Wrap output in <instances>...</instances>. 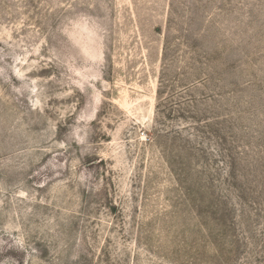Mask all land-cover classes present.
Listing matches in <instances>:
<instances>
[{"label": "rangeland", "instance_id": "1", "mask_svg": "<svg viewBox=\"0 0 264 264\" xmlns=\"http://www.w3.org/2000/svg\"><path fill=\"white\" fill-rule=\"evenodd\" d=\"M0 264H264V0H0Z\"/></svg>", "mask_w": 264, "mask_h": 264}]
</instances>
